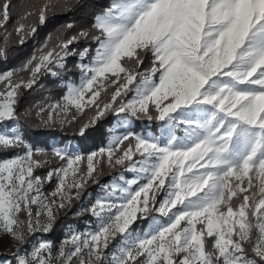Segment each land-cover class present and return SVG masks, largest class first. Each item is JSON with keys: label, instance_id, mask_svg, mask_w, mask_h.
Wrapping results in <instances>:
<instances>
[{"label": "snow or ice", "instance_id": "1", "mask_svg": "<svg viewBox=\"0 0 264 264\" xmlns=\"http://www.w3.org/2000/svg\"><path fill=\"white\" fill-rule=\"evenodd\" d=\"M79 5L43 0L25 10L14 26L18 42L49 14ZM12 8V0H0V58L7 57ZM74 27L62 25L38 55L0 74V124L19 121L21 90L31 89L38 74L55 76L50 66L64 68L66 57L83 61L94 51L64 103L36 113L43 122L62 117L61 124H71L89 108L80 135L108 112L159 120L168 135L128 134L86 157L55 148L53 157L64 163L49 167L45 150L26 143L18 123L0 131V150L23 148L0 160V238L8 237L16 264H264V0H111L89 28L67 35ZM81 41L96 47H72ZM178 125H186L183 137L175 134ZM105 163L142 173L146 183L135 190L136 180L105 186L108 197L87 209L98 221L94 230L69 229L55 251L49 240L25 250L29 236L53 230L57 213L96 182ZM42 168L46 173L37 174ZM152 212L167 219L153 217L149 231L135 233L131 225Z\"/></svg>", "mask_w": 264, "mask_h": 264}, {"label": "trees", "instance_id": "2", "mask_svg": "<svg viewBox=\"0 0 264 264\" xmlns=\"http://www.w3.org/2000/svg\"><path fill=\"white\" fill-rule=\"evenodd\" d=\"M13 8L11 10V19L6 25V30L12 35L8 38L7 44V57L0 58V74L21 68L22 65L33 55L37 54L38 50L42 48L44 43L48 40L51 35L55 37L57 29L61 28L62 25L73 23L75 27L68 31L67 35L73 34L80 28H89L93 22L94 14L99 12L101 8L110 5L111 0H80V5L75 7L70 12L56 11L49 14L48 20L44 25H37V31L35 34L29 35L23 44L18 42V37L15 35L14 26L19 20L20 15L29 8H39L43 3V0H12ZM35 21V17L31 18ZM5 37V29L0 28V46H3ZM50 42V45L51 46ZM77 51L82 50L85 47H89L94 50L96 47L95 43L91 41H81L78 44L73 45ZM91 55H94V51L90 53L88 58L83 61L80 60L78 55H70L65 59V67L58 68L54 65L50 66L52 71L56 72L57 75L53 76L51 72L44 71L42 74H38V79L31 89H22L21 95L18 101L17 110L20 114L19 124L20 130L24 136L25 142H28L34 148H43L47 153V159H49V167H59L64 162L54 158L52 153L53 149L50 147L49 142L52 138H60L64 140L74 141L79 143L82 149L83 155L86 157L88 153L93 150H98L99 147L103 146L106 142L109 134L108 128L113 125L115 115L113 112L106 113L95 125L88 128L84 135H78L79 127L81 123H72L71 125H65L62 128L55 126L53 123L45 124L42 116H38L36 113L43 107L46 110V104L51 101L54 102L59 100L67 89V82H77L82 76L81 63L90 62ZM149 62L146 61L143 68H147ZM27 72H20L19 77H23ZM131 93L129 94V96ZM102 98L104 99L103 95ZM50 102V103H51ZM46 105V106H45ZM87 111V110H86ZM89 112V110L87 111ZM134 121V125L130 128L134 133L144 132L152 130L158 132L161 121L152 120L149 121L147 117H131ZM134 141V140H130ZM129 141H125V144ZM21 148L14 150H0V160L7 157L13 156L15 153L22 151ZM122 167H110L106 163L102 167V171L96 178V182H89L83 192L85 196L91 192L98 194L102 191L104 186L110 182V180L122 171ZM47 168H42L37 171V174L44 175ZM55 182L52 184L45 185L46 192L50 191L54 187ZM162 195H158L157 199L161 200ZM79 199L72 202L70 208L61 210L57 216L54 228L49 233H35L29 236V243L23 247L30 246L33 241L36 240V236L44 235L50 238L56 247L61 238L63 237L66 227L73 223H85L91 216L81 215L77 213L76 206ZM154 212L150 213L148 217L139 218L132 225V228H138L139 222L141 229H144L150 216ZM14 262V257L11 256Z\"/></svg>", "mask_w": 264, "mask_h": 264}, {"label": "rangeland", "instance_id": "3", "mask_svg": "<svg viewBox=\"0 0 264 264\" xmlns=\"http://www.w3.org/2000/svg\"><path fill=\"white\" fill-rule=\"evenodd\" d=\"M38 54L39 53H37V55ZM89 63L85 62L84 64H89ZM28 75L29 74L26 73L25 75H23V78L27 79ZM81 78H82V76L80 77V79L77 82L68 81L66 83L67 84V89H66L65 93L61 96V98L59 100H56L54 102L49 101L46 104L47 106L45 105L46 106L45 107L46 111L50 110V107H49L50 105H53V104H56V103L63 104L64 103L63 97L67 94L68 85L72 84V85L78 86L80 84V82H81ZM0 88H3V85H0ZM101 99H103V98L101 97ZM86 110L87 111L89 110V112H87ZM72 111L75 112V109H72ZM90 114H91V109L86 108L85 109V113L82 116H79L77 121H74L72 123H83V122H85L87 120V118H88V116ZM114 115H115V118H114L113 125L109 126V128H108L109 134L107 136L106 142H105V144L103 146L99 147V149L100 148H107L109 143L114 138L123 137V136L128 135V134L147 136V137L156 138L158 140L164 139L168 135V130H167V128H166V126L164 125L163 122L160 123V126L158 128V132H154L152 130H147V131H144V132L140 131V132L134 133L133 131L130 130V128L134 125V121L132 120L131 117H127V119H125V116H124L123 113H121L120 115H116L114 113ZM60 119H62V117H58L56 119L55 123H53V124H55V126L60 127V128H62L65 125H71L72 124V123L71 124H68V123L61 124L60 123ZM49 123H52V122H49ZM16 125H17V121L5 122L4 124H0V131H6L10 127H15ZM185 127H186V125H178L177 128L175 129V134L178 137H183L185 135V131H184ZM78 135H80L79 131H78ZM130 142L133 143V144L135 143V141H129L128 143H130ZM26 143H28V142H26ZM128 143H126L125 146ZM49 145H50V147L52 149H55V148L67 149L71 154H81V155H83L82 149L80 148L79 143L76 140L70 141V140H64V139H60V138H52L50 140V142H49ZM98 150H93L90 153L96 152ZM22 151H23V149H22ZM22 151H20V152H22ZM17 153H15V154H17ZM90 153H88V154H90ZM7 158H10V157H7ZM7 158H5V159H7ZM135 159L139 160V159H141V157L139 155H137L135 157ZM117 167H120V166H117ZM122 169L123 170L119 174L114 176L110 180V182L108 184H106L105 186H111L112 184H117L121 188H126V187H128V183L130 181L136 180V181H138V183L131 185L132 190H135L141 184L146 183V180L143 179V174L142 173H137V172H134V171H130V170H127L124 167H122ZM121 177H123V179H121ZM105 186H104V188L102 189V191L100 193L93 194V193L89 192L85 196V198H84V195H83V192H84L85 189L81 192L80 197H79V201L77 203H75V204H77V206H76L77 213L81 214V215L91 216V217L85 223L73 222V223L69 224L66 227V229L64 231V234H63V237L61 238V240L59 241L57 246L56 247L54 246V251H55L56 248L59 247L61 242L64 239L67 238L68 233H69V229H72V230H74L76 232H86V231H92V230L95 229L98 221H97V219L95 217L92 216L90 211H87V209H89L92 206V204L95 203V201L97 199L108 197V194H109V191H110V187L106 188ZM120 195H121V193L118 190L114 194V196L111 197V198L114 199L116 203H119L120 202V199H119ZM159 195H162V194H159ZM162 199H163V197H162ZM60 211L57 213V216L60 213ZM153 217H155V219L159 220L161 223H163L167 219L166 217L161 216L160 213L154 212V214H152L150 216V218L148 220V224H147V226L144 229H141L140 222L138 224L139 227L137 229L136 228H132V225L135 222L131 225V229L137 234H143L144 232L149 231L150 228L153 225ZM38 233H43V232H38ZM45 235L46 234L36 236L37 238H36L35 241L32 242V244H34L37 240H49V241L52 242V240L50 238H48L47 236H45ZM118 241H119V237H117V241L113 242V245H115ZM8 244H9V240H8L7 236H3L2 238H0V264H6L7 261H11L12 264H16L15 260L13 262L12 259H11L12 252L15 251V249L14 248L10 249L8 247ZM32 244L29 247L28 246L24 247V249L27 250V251H30ZM114 250H115L114 247H110V251H114ZM109 258H110V255H109Z\"/></svg>", "mask_w": 264, "mask_h": 264}]
</instances>
